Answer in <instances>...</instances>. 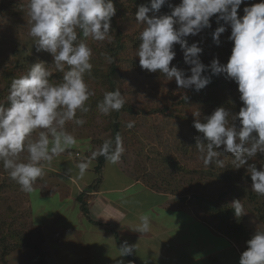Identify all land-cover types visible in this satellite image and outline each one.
<instances>
[{
  "label": "clouds",
  "instance_id": "clouds-1",
  "mask_svg": "<svg viewBox=\"0 0 264 264\" xmlns=\"http://www.w3.org/2000/svg\"><path fill=\"white\" fill-rule=\"evenodd\" d=\"M247 2L180 0L173 6L169 0H150L149 5H140L134 17L135 23L143 26L136 58L142 70L158 71L168 81L175 80L181 89L199 91L217 75L236 83L243 106L235 114L218 107L204 117L203 122L196 119L193 127L199 135L195 137V149L201 154L205 167L213 164L225 167L222 157L229 158L226 154H230L235 169L246 168L250 173V190L264 197V168L257 170L255 163H249L258 155L264 156V0L245 7L243 16L238 17V9ZM165 4L171 9L170 13L155 15ZM25 7L29 25L27 35L33 39L37 52L52 56V63L37 62L26 73L12 79L7 106L0 103V165L22 191L30 193L38 178L45 175V168L77 144L76 137L65 126L68 122L76 126L85 124V120L77 118V112L88 111L86 103L94 95L85 80L93 69L92 48L85 41L87 38L94 42L114 39L110 22L116 9L112 0H27ZM150 12L153 13L151 17ZM214 16L217 23L222 21L230 27L228 40L233 47L226 64L214 58L209 65H204L200 60L203 52L200 42L188 46L185 38L211 28L210 18ZM225 31L226 28L220 26L211 33L217 46ZM81 35L84 39H78ZM174 45L180 46L190 75L175 65L169 67L176 56ZM105 56L111 63V57ZM52 68L63 74L58 82L51 79ZM209 72L210 75H203ZM183 99L187 100V96ZM124 104L119 90L107 91L97 109L108 116L120 111ZM195 115L199 117L200 113ZM24 152L27 158L21 161ZM123 152V140L117 134L114 140L100 145L93 152V158L103 156L108 164L115 165ZM90 166L89 159L77 165L81 178ZM138 179L135 180L140 181ZM78 192L86 198L87 189ZM231 206L237 218L245 215L240 200H234ZM132 231L149 233V215L140 214ZM135 249L136 245L124 241L117 252L124 257L132 255ZM239 264H264V230L256 231L246 241Z\"/></svg>",
  "mask_w": 264,
  "mask_h": 264
},
{
  "label": "rangeland",
  "instance_id": "rangeland-1",
  "mask_svg": "<svg viewBox=\"0 0 264 264\" xmlns=\"http://www.w3.org/2000/svg\"><path fill=\"white\" fill-rule=\"evenodd\" d=\"M176 2L178 5L180 0H176ZM260 2L261 0H248L247 3L241 4L238 9V17L243 16V9L245 7ZM26 3L27 0H0V78L7 68H13L17 61L21 60L16 55L26 56L30 53L35 61H42L46 65L52 63V56L43 51L37 52L34 48L33 39L27 35L29 25L25 7ZM149 16L151 17V15ZM225 28L231 31L230 27L227 25H225ZM122 29L125 34L124 36H126L123 40L125 43L124 52L129 57V61L127 62L123 59L119 64V74L121 78L119 85L120 91L123 93L122 95L125 101L136 109H141L140 111L143 112L144 110L156 112L150 116H127L125 118L123 122V124H125L124 127L129 128L127 126L129 123L133 126L131 127V132L125 131L128 145L126 146L123 144L124 152L120 158L121 162L118 163L121 164L122 168L130 175H136L137 178L143 174V171L158 173V169H156V171L152 170L148 157H154L153 153H158L166 149L175 152V159L188 169H200V167H205L200 159L201 154L198 151L191 153L190 146L186 147V149L183 146L190 145L189 143L191 140L190 127L187 125L189 114L191 117H195V114L197 112L201 114L202 110V112L207 115V110L205 111L201 107L190 104L183 105V96L188 94L187 90L178 88L175 80L168 81L158 71L149 73L147 70H142L140 68L138 58H136V51L139 45V34L143 30L142 25L130 21L128 25L124 24ZM110 33L114 36L112 41L94 42L91 38L85 41L89 47L92 48L93 53L97 50L95 57L100 54L98 52H102L107 46L111 45L119 38L116 31L112 28H110ZM197 36L201 40H206L211 34L210 31H205L203 35L198 34ZM188 37H190V35ZM173 49L176 52L175 58L179 57L180 54L181 56L183 55L175 45ZM132 63L136 64L134 69L131 68ZM29 65L28 63V67ZM177 68L184 69L186 74L190 75L188 71L189 66L184 64L183 58L180 66ZM51 70V79L54 82H58L62 79V73L56 71L54 68ZM89 82V89L94 93V85L98 84V82L93 78H90ZM3 88L4 84L0 79V91ZM237 88L238 86L235 84L227 94H229V98L240 101ZM88 114L92 119H88V116H86L84 112H77V118L85 120L83 126H76L72 122L66 124L65 127L67 131L76 137L77 144L55 158L52 163L45 168V175L38 178L37 182L33 185L32 192L27 193L22 191L21 188L16 189L14 185L13 190L15 192H11L7 189L2 194V199L0 200V216L5 223H13L12 225L16 232L28 236H33L36 233L38 229L36 225L35 228L33 227L34 225L31 221V203L35 214H37L36 217L42 220L45 219L49 215L48 213L56 206V202L54 199L48 198L47 196L43 197L42 194L49 195L50 189L66 192L67 185L62 184L60 181L66 183H68V181L62 180L60 176H72V179L76 183H85L84 186H86V184L89 186L94 185L93 189L100 188L99 184L102 180L97 179L98 176L95 172L86 171L87 173L81 178L77 168V165L86 159L91 160L92 163L95 160V158H93V152L97 151L101 143H104L110 137L109 130L106 128L108 124L107 121L103 118L101 121L99 116L93 117L91 113ZM37 135L38 132L34 133L33 138H36ZM187 148L189 150L186 152ZM26 158L27 153H22L20 157L21 161H26ZM118 163L110 165L106 162L104 175H110L111 179H107V182L104 184L105 186L111 187L114 185L115 181L112 179L117 176L116 166ZM173 177L174 176H167V179L172 181L175 179ZM5 179H9V175L4 177L0 174V180ZM140 182L146 188L150 189L141 179ZM178 187L182 188L183 191L181 192L187 194L185 205L182 204L177 195L171 193L165 194L175 198L176 203L187 206V201L189 202L188 194L190 193L189 180L183 178L181 180L179 179L177 180V184H173L171 189H179ZM192 187L197 188L199 192L203 191V188L196 185H192ZM212 192L216 193L217 191ZM158 193L164 194L163 192ZM6 209H10L11 215L5 216L3 214ZM244 213V225L250 232V237H252L256 231L264 230V225L259 223L251 212L244 210ZM39 235H41L42 239L40 243L41 249L43 250L45 247H51V243H45L44 235H42L41 231ZM54 245L55 244H53V246ZM236 245L240 247L241 251L244 249L246 250V242ZM0 264H30V262L25 254L19 249H16L5 256L3 260H0Z\"/></svg>",
  "mask_w": 264,
  "mask_h": 264
},
{
  "label": "trees",
  "instance_id": "trees-1",
  "mask_svg": "<svg viewBox=\"0 0 264 264\" xmlns=\"http://www.w3.org/2000/svg\"><path fill=\"white\" fill-rule=\"evenodd\" d=\"M112 3L116 9V14L111 19L110 28L116 31L119 38L114 43L107 46L102 52H98L100 54L97 57H95L97 50L93 53L94 56L91 60L93 69L90 75L85 76V80L88 86L90 85V78L95 79L98 84L94 85V95H92L86 103L88 111L84 113L88 116V119H92L88 114L91 113L93 117L99 116L101 121L102 118L107 121L108 124L106 125V128L109 130L110 134L108 140H114L115 136L119 134L123 140V144L127 146L128 141L125 136V131H130L132 128L124 127L125 124H123V122L125 121V118L127 116H150L156 111L144 110L143 112L140 111L141 109L138 110L125 101L124 107L120 111H114L110 115L104 116L98 111L97 104L102 100L105 92L114 90L120 91L119 85L121 78L119 74V64L123 59L127 62L129 61V57L124 52L125 43L123 40L126 36H124L125 34L122 27L124 24L128 25L130 21L135 23L134 17L137 8L140 5H149L150 0H112ZM169 3L173 6L177 5L176 0H169ZM170 11L171 9L165 4L158 13H155V15L159 16L162 14H168ZM149 15L152 16L153 13L150 12ZM210 23L211 28L202 30L200 34L203 35L205 31H210L211 34L217 27H225L222 21L220 23L216 22L215 16L210 18ZM230 32L231 31L226 30L221 34L219 38V46L212 41L211 36L207 37L206 40H201L198 36L190 35V37H186L185 40L187 41L188 46L194 42H200L199 46L203 49V52L200 55V60L204 65H209L214 58L218 59L221 64H226L233 47L232 42L228 40ZM78 39L84 38L81 35ZM175 46L180 53L183 54L180 46ZM105 54L111 57V63L106 59ZM16 56L21 60L17 61L13 68H7L0 78L4 84V88L0 91V103H3L5 106H7L6 97L12 79L18 78L20 75L26 73L31 65L39 62L37 60L35 61L30 53L26 56ZM182 58L183 55L181 56L180 54L179 57H176L174 61L170 62L169 67L171 68L173 65L179 67ZM28 63L30 64L29 67ZM135 66V63L131 64V68L134 69ZM203 75H210V72L203 73ZM235 84L234 81L226 80L223 76L217 75L212 76L211 82L199 91L187 89V100L183 99L182 104L201 107L203 110H207V115H205L202 110L199 117H191L189 114L187 125L190 127L191 140L189 143L190 145L183 146L185 149L190 146L191 153L198 151L195 149V137L199 134L193 127V123L196 119H200L201 122H203V118L211 115L218 107H224L233 114L239 112V109L243 106L242 102L229 98L230 96L227 94ZM121 94L123 93L121 92ZM102 144L103 143H101V145ZM188 150L189 149L187 148L186 152ZM175 155V152L166 149L158 153H153L154 157H148V161L152 170L156 171V169H158V173H154L153 171H143V174L139 179L136 175L135 179H141L143 183L147 184L146 186L154 191L177 195L184 205L186 203L187 194L181 192L183 191L181 187H178L179 189L171 188L173 184H177V180H181L182 178L188 179L190 183V193L188 194L189 202L187 201V207H190L196 217L207 222L216 232L225 235L236 244L242 242L245 243L251 238V234L244 225V217L237 218L234 215V210L231 206L234 200H240L243 209L251 212L256 220L264 225V197L258 196L250 190V173L246 171V168L235 169V166L231 162L232 157L230 154H226L229 158L222 157V159H224L225 167L221 168L213 164L211 167H200V169H188L187 167L182 166L175 159ZM105 162L106 160L103 156L95 157V167L93 170L98 176L97 179H100L101 171ZM249 163H255L257 170H260V168H264V156L258 155L256 158L250 160ZM0 174L4 177L8 176V173L3 169L2 165H0ZM167 176H174L173 178L175 179L169 181ZM14 185L16 186V189L20 188V186L15 181H12L10 177L7 180H0V200L2 199V194L7 189L11 192H15L13 190ZM192 185L203 188V191H197V188H193ZM92 188H94V185H92ZM212 191L217 192L214 193ZM77 201L80 203L83 215L90 220L87 204L83 195H79ZM3 214L5 216L11 215L10 209H6ZM12 224L13 223H5L0 216V260H3L5 256L14 250L19 249L28 257L30 264H46L45 253L40 247L42 239L41 235H39V229L33 236H28L16 232ZM33 227L35 228V226ZM243 251H245V249Z\"/></svg>",
  "mask_w": 264,
  "mask_h": 264
},
{
  "label": "crops",
  "instance_id": "crops-1",
  "mask_svg": "<svg viewBox=\"0 0 264 264\" xmlns=\"http://www.w3.org/2000/svg\"><path fill=\"white\" fill-rule=\"evenodd\" d=\"M119 163L111 187L104 185L111 179L104 175L106 162L98 189L76 183L72 176H60L68 181H60L67 185L66 192L41 193L56 202L43 220L36 217L31 203L32 224L40 229L45 243H51L43 248L46 264H239L242 251L232 240L175 198L146 188ZM93 166L94 161L87 171L94 172ZM83 189H87L88 215L95 223L83 215L75 199ZM140 214L150 217L149 233L132 231ZM124 241L136 249L120 257L117 250Z\"/></svg>",
  "mask_w": 264,
  "mask_h": 264
}]
</instances>
